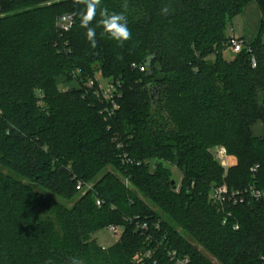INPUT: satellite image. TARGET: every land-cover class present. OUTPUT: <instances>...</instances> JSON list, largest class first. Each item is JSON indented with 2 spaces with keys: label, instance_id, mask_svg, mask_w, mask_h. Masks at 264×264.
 <instances>
[{
  "label": "trees",
  "instance_id": "1",
  "mask_svg": "<svg viewBox=\"0 0 264 264\" xmlns=\"http://www.w3.org/2000/svg\"><path fill=\"white\" fill-rule=\"evenodd\" d=\"M250 2L261 10L258 35L227 60L229 24ZM83 7L3 4L0 264H134L146 251L141 264H176L170 252L212 264L195 243L219 264H263L264 202L246 190L264 191V135L252 132L259 122L264 132V0H102L124 12L132 38L120 46L103 34L98 11L94 49ZM64 14L75 16L67 33L56 27ZM97 74L120 84L113 117L87 89ZM60 77L79 87L64 91ZM217 145L236 157L226 173L209 152ZM223 184L247 198L217 206ZM109 226L122 234L104 250L94 236Z\"/></svg>",
  "mask_w": 264,
  "mask_h": 264
},
{
  "label": "built area",
  "instance_id": "2",
  "mask_svg": "<svg viewBox=\"0 0 264 264\" xmlns=\"http://www.w3.org/2000/svg\"><path fill=\"white\" fill-rule=\"evenodd\" d=\"M5 1L8 0H0V15H3V4ZM75 23V16L73 14H64L58 17L57 20V28H59L62 32H70L73 28V25ZM248 43L246 41L241 40L237 36L233 35L231 36L227 49L231 50L234 54H239L244 50V47L247 46ZM251 52V49H249ZM253 67L257 66V63L255 61V58H252ZM144 71V69H142ZM74 78L76 79L77 74L74 73ZM75 81V80H74ZM76 82V81H75ZM87 89L88 91H93V95L95 98L100 99V102L103 104H106L104 106V109L102 112L107 115L108 117H113L119 110V103H117L119 97V90L118 85L119 83L114 82H100L97 78L90 79L87 83ZM64 90V89H63ZM66 91V90H64ZM215 158L221 162L223 167L227 170L228 166L226 167L225 161L227 159V153L222 148L218 149L215 153ZM259 166H256L252 169V172L255 173L258 170ZM77 190L82 191L86 187L83 182L78 181ZM89 189L91 187H88ZM246 194L248 198L254 199L256 201L264 202V191L257 189L254 185H251L247 190ZM244 192H236L231 193L228 191V188L226 184L221 185V187L216 188L213 192L212 201L214 204H216L219 207H223L227 202H232L234 205L237 202H244L245 198H247ZM96 204L98 207H101L104 202L98 198L96 201ZM229 216V215H228ZM226 223V218L224 219V224ZM144 230H147V226L143 227ZM238 229V226L235 227V230ZM108 230L113 235H119V237L122 234V229L116 226H109ZM153 253L151 251H146L145 253H142L136 257V260H140L139 262H142L144 259H150L152 257ZM170 256L172 260L176 264H190L189 258H181L177 259L176 252H170ZM264 264V260H263Z\"/></svg>",
  "mask_w": 264,
  "mask_h": 264
},
{
  "label": "clouds",
  "instance_id": "3",
  "mask_svg": "<svg viewBox=\"0 0 264 264\" xmlns=\"http://www.w3.org/2000/svg\"><path fill=\"white\" fill-rule=\"evenodd\" d=\"M101 2L102 0H73L74 6H84L79 12L80 26L86 29V37L90 46L93 49L96 48V27L91 25L96 20L99 11L100 19L97 21V26L103 29V34L123 46L124 42L132 38V33L128 27V18L124 12H110L107 7H101ZM122 7L126 10L128 5L125 3ZM161 11L165 15L169 13L167 6L162 8ZM46 264H51V261L46 262ZM68 264H83V261L78 257H70Z\"/></svg>",
  "mask_w": 264,
  "mask_h": 264
},
{
  "label": "rangeland",
  "instance_id": "4",
  "mask_svg": "<svg viewBox=\"0 0 264 264\" xmlns=\"http://www.w3.org/2000/svg\"><path fill=\"white\" fill-rule=\"evenodd\" d=\"M237 24H238V20L237 18H235L234 20H232V22L229 24V28H228V35L231 33V28L234 26L237 28ZM230 36V35H229ZM241 39V38H240ZM247 43V42H246ZM233 52L231 50H226L224 53V56L227 60H230V58L233 57ZM158 70V75L156 77V79L154 81H156L157 83H160L161 79H163V72H162V68L160 67L159 64H156L155 66ZM147 71V70H146ZM96 78L98 79V81L100 82H104V80L101 78V76L99 74L96 75ZM59 84L61 85V87L66 90V91H70V90H74L75 88L79 87V84H77V82H72L69 81V79H67L66 77H60L58 79ZM120 108V106H119ZM264 133V132H263ZM262 133V134H263ZM264 135V134H263ZM256 136V135H255ZM222 148L223 150L226 151L227 153V159L225 161L226 167L228 169L234 167L236 165V157L233 155H230L228 150H226V147L223 145H217V146H213L209 149L210 154L214 157L215 161L220 164V166L223 167V165L221 164V162H219L216 158H215V153L218 149ZM110 169V168H109ZM224 172L226 173L227 170L223 167ZM173 173H174V179L177 181V183H181V173L179 171H177L175 168L173 169ZM224 173V174H225ZM178 231L180 232L181 229H178ZM119 235H113L110 233V231L108 229L100 231L98 233L95 234L94 239H96V241H98V244L103 247V249H108L110 248V246H113L117 241H118ZM194 246H196L197 250L200 251V253L206 258L207 261L211 262L212 264H219L217 262V260L215 259V257L209 253L208 251L204 250L201 246L197 245L196 243L194 244ZM140 261V260H139ZM138 260H136V257L133 260L134 264H141V262H139Z\"/></svg>",
  "mask_w": 264,
  "mask_h": 264
},
{
  "label": "crops",
  "instance_id": "5",
  "mask_svg": "<svg viewBox=\"0 0 264 264\" xmlns=\"http://www.w3.org/2000/svg\"><path fill=\"white\" fill-rule=\"evenodd\" d=\"M246 6L243 14L236 17L238 20L237 28L233 26L229 35H235L247 43H252L258 35L262 15L259 6L255 2H250ZM252 132L257 137H262L263 123L259 122L254 125Z\"/></svg>",
  "mask_w": 264,
  "mask_h": 264
}]
</instances>
